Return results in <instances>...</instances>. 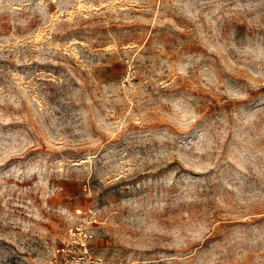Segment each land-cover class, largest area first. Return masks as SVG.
I'll list each match as a JSON object with an SVG mask.
<instances>
[{
	"label": "rangeland",
	"instance_id": "obj_1",
	"mask_svg": "<svg viewBox=\"0 0 264 264\" xmlns=\"http://www.w3.org/2000/svg\"><path fill=\"white\" fill-rule=\"evenodd\" d=\"M264 264V0H0V264Z\"/></svg>",
	"mask_w": 264,
	"mask_h": 264
},
{
	"label": "built area",
	"instance_id": "obj_2",
	"mask_svg": "<svg viewBox=\"0 0 264 264\" xmlns=\"http://www.w3.org/2000/svg\"><path fill=\"white\" fill-rule=\"evenodd\" d=\"M74 262L75 264H100L98 260L91 258L87 254V251L85 248H84L83 254L80 256H77Z\"/></svg>",
	"mask_w": 264,
	"mask_h": 264
}]
</instances>
